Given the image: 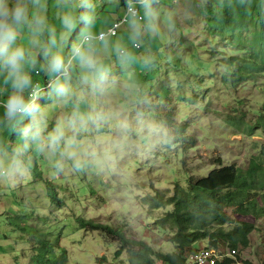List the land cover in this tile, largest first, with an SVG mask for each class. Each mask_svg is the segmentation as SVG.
<instances>
[{
  "label": "rangeland",
  "instance_id": "obj_1",
  "mask_svg": "<svg viewBox=\"0 0 264 264\" xmlns=\"http://www.w3.org/2000/svg\"><path fill=\"white\" fill-rule=\"evenodd\" d=\"M99 2L97 31L120 18L117 7ZM49 4V22L59 26ZM158 6L171 16L172 28L162 16L161 35L133 48L126 70L112 65L119 83L105 103L127 119L132 133L111 149L110 158H89L79 170L69 161L56 172L32 152L27 172L0 181V264H44L36 234L19 226L48 238L57 258L59 247L65 248V264H130L126 250L115 257L120 245L114 238L82 229L80 219L121 228L183 264L184 252L209 245L211 234L231 233L245 223L252 231L236 262L264 264V0H159ZM113 39L129 43L123 27ZM54 116L55 110L50 125ZM168 120L179 127L173 135ZM102 131L105 143L117 139L113 128ZM0 141L11 145L15 137L4 132ZM230 165L237 169L236 183L218 196L242 191V204L221 201L230 222L178 250L169 240L174 225L159 222L173 212L172 198H192L190 181ZM216 242L233 248L223 238Z\"/></svg>",
  "mask_w": 264,
  "mask_h": 264
},
{
  "label": "clouds",
  "instance_id": "obj_2",
  "mask_svg": "<svg viewBox=\"0 0 264 264\" xmlns=\"http://www.w3.org/2000/svg\"><path fill=\"white\" fill-rule=\"evenodd\" d=\"M107 3L120 18L97 31L99 0H52L59 26L49 22V0H0V135L15 137L11 145L0 141V181L27 172L32 152L56 172L69 161L79 170L89 158H110L111 149L132 133L127 119L105 103L119 83L112 65L126 70L132 49L161 35L162 16L169 29L172 19L159 0ZM119 27L129 43L113 39ZM151 59L145 57V66ZM105 126L117 133L111 144L100 139Z\"/></svg>",
  "mask_w": 264,
  "mask_h": 264
},
{
  "label": "trees",
  "instance_id": "obj_3",
  "mask_svg": "<svg viewBox=\"0 0 264 264\" xmlns=\"http://www.w3.org/2000/svg\"><path fill=\"white\" fill-rule=\"evenodd\" d=\"M122 3L123 0H121ZM259 22L261 30L264 31V17L261 16ZM170 124L171 122L168 120V133L169 135H173L179 127H170ZM236 180L237 169L234 165L221 166L212 170L206 177L190 181L192 198H172L174 205L173 212L159 222L161 224L170 222L174 225L176 231L169 240L176 245L178 250H185L196 241L205 239L207 237L206 232L212 229L214 225L222 226L230 222V217L220 208L221 201L227 205L234 203L239 206L245 198V193H242V191L236 193L229 192L221 197L218 194L223 189L234 185ZM158 203L160 202L158 201ZM79 222L82 229L100 231L106 236L114 238L120 245L119 249L114 252L115 257H118L122 250H126L129 254L130 264H155V260H159L165 264H183L182 261H179L176 254L155 251L145 241L127 237L121 228H113L106 223L83 219H80ZM19 228L27 233L36 234L38 242L44 248V251L41 253L44 264H59V259L62 264L66 263L65 248L59 247L62 253L57 258L50 250L49 239L44 237L42 233H38V231L29 227L19 226ZM251 231L252 225L245 223L231 233L224 234L218 230L215 234L209 236L208 244L215 245L217 238H223L233 248H238L239 246L247 247L249 243L248 235Z\"/></svg>",
  "mask_w": 264,
  "mask_h": 264
},
{
  "label": "built area",
  "instance_id": "obj_4",
  "mask_svg": "<svg viewBox=\"0 0 264 264\" xmlns=\"http://www.w3.org/2000/svg\"><path fill=\"white\" fill-rule=\"evenodd\" d=\"M118 20L112 21L109 27L116 25ZM119 28L115 29L116 35ZM237 253L238 248H228L216 242L215 245H204L184 252V264H242L236 262Z\"/></svg>",
  "mask_w": 264,
  "mask_h": 264
}]
</instances>
